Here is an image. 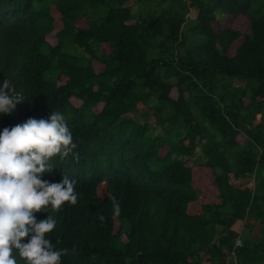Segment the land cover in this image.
Instances as JSON below:
<instances>
[{
  "label": "trees",
  "instance_id": "16d2710c",
  "mask_svg": "<svg viewBox=\"0 0 264 264\" xmlns=\"http://www.w3.org/2000/svg\"><path fill=\"white\" fill-rule=\"evenodd\" d=\"M239 15L245 35L211 25ZM0 25V67L17 56L28 109L62 113L83 156L85 191L50 234L66 264L88 243L98 264H264V0H0ZM185 82L186 102L168 96ZM192 165L218 202L191 207ZM246 219L261 237L234 247Z\"/></svg>",
  "mask_w": 264,
  "mask_h": 264
},
{
  "label": "clouds",
  "instance_id": "9594fccd",
  "mask_svg": "<svg viewBox=\"0 0 264 264\" xmlns=\"http://www.w3.org/2000/svg\"><path fill=\"white\" fill-rule=\"evenodd\" d=\"M4 33L0 25V49L10 43ZM17 60L0 67V264H66L68 249L50 234L59 228L55 214L85 191L83 156L62 113L28 109L34 93L20 81ZM97 188L104 198L106 188L102 195ZM98 256L88 243L81 262L98 264Z\"/></svg>",
  "mask_w": 264,
  "mask_h": 264
},
{
  "label": "rangeland",
  "instance_id": "374dc122",
  "mask_svg": "<svg viewBox=\"0 0 264 264\" xmlns=\"http://www.w3.org/2000/svg\"><path fill=\"white\" fill-rule=\"evenodd\" d=\"M52 13L55 15V10L52 9ZM191 14H193L192 9L190 8L188 10V12H186L185 17L189 18L191 16ZM77 25L79 26H84L85 22L84 20H79L77 22ZM211 25L214 29L215 32H219L225 28H232L235 29L237 31H239L241 33V35H245L249 32L250 29V23L248 21V19L243 16V15H239L236 18H230L229 16H223V17H217L215 18V20H213L211 22ZM236 44V42L233 44L232 47H234V45ZM231 47V49L229 50L230 54H233V48ZM111 49V45L109 43L106 44H102L101 45V50L106 53ZM93 67L96 71L101 69V65H99L98 63H94ZM186 85L187 82L182 83V84H178L175 85L171 88V90L169 91L168 96L171 97L172 99H181L184 102H186L187 100V93H186ZM145 110V107L140 103L137 105V108L132 111L134 113H140L142 111ZM132 113V114H134ZM128 116V115H127ZM257 121V120H256ZM153 122L152 117H150L149 119H147L145 121V123L147 124H151ZM239 139V137L237 138ZM183 143L187 144L188 138L187 135L184 136L182 138ZM241 142V140H240ZM198 151V150H197ZM196 151V153H197ZM161 154H163V150H161L160 152ZM192 182H193V186L194 188L197 189V194H198V199L196 201V203L192 204L191 207L193 206H197V204L200 203H206V202H218V196L217 193L215 192L213 186H212V178L210 176L209 171H207L204 168L201 167H195L192 165ZM236 184H241L243 186H247V187H251L253 185V179H249V178H240L234 181ZM104 188L105 185L104 184H100L97 188V191L100 195H102L104 193ZM106 195V191L104 193L103 196ZM260 226V223H258L257 221L253 220V219H246L245 221H237L232 228L235 231L239 232V237L242 239L244 238H252L255 240H259L261 237V234L258 230ZM118 226L116 225L114 227V230H117ZM122 239H124L123 235L121 236ZM206 264V263H204Z\"/></svg>",
  "mask_w": 264,
  "mask_h": 264
},
{
  "label": "built area",
  "instance_id": "2783aa9c",
  "mask_svg": "<svg viewBox=\"0 0 264 264\" xmlns=\"http://www.w3.org/2000/svg\"><path fill=\"white\" fill-rule=\"evenodd\" d=\"M242 241L240 237H236L235 241H234V247H239L241 246Z\"/></svg>",
  "mask_w": 264,
  "mask_h": 264
}]
</instances>
